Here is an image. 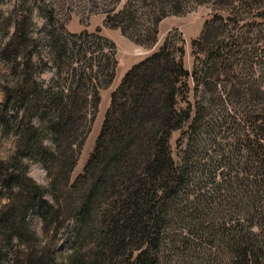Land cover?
Listing matches in <instances>:
<instances>
[{
    "label": "trees",
    "instance_id": "16d2710c",
    "mask_svg": "<svg viewBox=\"0 0 264 264\" xmlns=\"http://www.w3.org/2000/svg\"><path fill=\"white\" fill-rule=\"evenodd\" d=\"M208 3L227 16L192 42V72L166 43L134 65L73 179L118 61L110 40L69 33L64 10L101 14L150 50L164 19ZM188 77L195 103L178 108ZM39 164L47 187L30 175ZM219 257L264 264V0H17L0 10V264Z\"/></svg>",
    "mask_w": 264,
    "mask_h": 264
},
{
    "label": "rangeland",
    "instance_id": "374dc122",
    "mask_svg": "<svg viewBox=\"0 0 264 264\" xmlns=\"http://www.w3.org/2000/svg\"><path fill=\"white\" fill-rule=\"evenodd\" d=\"M17 0H5L0 10L9 13L15 6ZM125 2V1H124ZM82 11V10H81ZM80 10L74 11L71 14L64 10V25L66 30L72 34H81L87 32L89 34H98L116 45L117 49V61L118 67L116 71V77L111 86L101 89V104L98 113L95 118L90 135L88 136L77 167L73 173V179H75L81 172L88 161L90 155L93 153L96 141L101 131V127L105 118V114L111 103V97L113 92L119 86L122 81V76L126 74L131 68L132 64L145 59L149 54V49L137 46L128 38L124 37L120 31L111 30L104 26V16L101 14L89 15L81 12ZM227 16V13L217 12L216 8L211 4H204L196 6L190 4L186 7L183 14L179 16H170L164 19L158 26L157 42L150 48H159L162 44L166 43L172 50H182V54L176 52L177 57H182V61L185 69L190 73L196 56L193 54L192 42L198 40L203 26L206 21L210 20L214 15ZM39 26L42 25L41 21L37 19ZM130 68V69H129ZM129 69V70H128ZM125 76V75H124ZM123 76V77H124ZM54 77L53 72H48L42 76V80L48 83ZM187 86L189 89L188 98L185 103L179 102L178 108H185L187 104L194 105L195 99L193 95V81L191 77L187 78ZM180 131L173 133L170 139V145L172 149V155L175 161L178 162V148L177 140L180 137ZM30 175L35 181L43 187H47L48 180L45 174V170L41 164L36 165L31 171ZM46 200L50 201L51 197L46 196ZM219 263H225V257H219Z\"/></svg>",
    "mask_w": 264,
    "mask_h": 264
},
{
    "label": "crops",
    "instance_id": "0c3cea01",
    "mask_svg": "<svg viewBox=\"0 0 264 264\" xmlns=\"http://www.w3.org/2000/svg\"><path fill=\"white\" fill-rule=\"evenodd\" d=\"M135 47H138V46H135ZM156 49H157V48H156ZM156 49L153 48L152 50H149L148 54H149V55L152 54L154 51H156ZM149 55H148V56H149ZM148 56H147V57H148ZM147 57H146V58H147ZM143 60H144V59H143ZM141 61H142V60H139V61L133 63V64H132V67H133L134 65L138 64V63L141 62ZM129 69H130V68H129ZM129 69H128V70H129ZM124 75H125V74H124ZM124 75H123V76H124ZM123 76H122V78H123Z\"/></svg>",
    "mask_w": 264,
    "mask_h": 264
}]
</instances>
